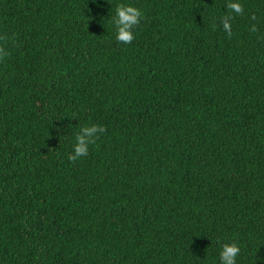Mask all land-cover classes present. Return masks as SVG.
<instances>
[{
	"label": "trees",
	"instance_id": "trees-1",
	"mask_svg": "<svg viewBox=\"0 0 264 264\" xmlns=\"http://www.w3.org/2000/svg\"><path fill=\"white\" fill-rule=\"evenodd\" d=\"M230 2L0 0V264H264V0Z\"/></svg>",
	"mask_w": 264,
	"mask_h": 264
},
{
	"label": "clouds",
	"instance_id": "clouds-1",
	"mask_svg": "<svg viewBox=\"0 0 264 264\" xmlns=\"http://www.w3.org/2000/svg\"><path fill=\"white\" fill-rule=\"evenodd\" d=\"M229 9L239 14L242 11L239 0H231L228 4ZM142 18L141 11L131 4L121 3L116 6L114 26L116 29L117 41L125 44L131 43L134 39L133 28L139 24ZM223 30L231 34V24L228 22V17L225 18ZM103 126L91 124V126L84 125L80 127L75 134V143L72 146V153L69 155V160H76L81 156L88 154L89 145L94 143L96 133H102ZM241 256L240 249L233 243H223L219 252L220 264H237Z\"/></svg>",
	"mask_w": 264,
	"mask_h": 264
}]
</instances>
